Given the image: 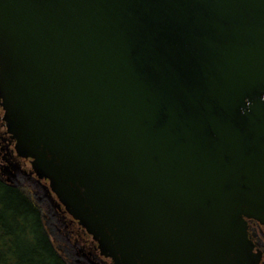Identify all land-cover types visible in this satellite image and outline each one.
I'll return each mask as SVG.
<instances>
[{"label": "water", "instance_id": "obj_1", "mask_svg": "<svg viewBox=\"0 0 264 264\" xmlns=\"http://www.w3.org/2000/svg\"><path fill=\"white\" fill-rule=\"evenodd\" d=\"M0 107L111 264H259L264 0H0Z\"/></svg>", "mask_w": 264, "mask_h": 264}, {"label": "trees", "instance_id": "obj_2", "mask_svg": "<svg viewBox=\"0 0 264 264\" xmlns=\"http://www.w3.org/2000/svg\"><path fill=\"white\" fill-rule=\"evenodd\" d=\"M0 264H71L51 239L27 187L0 176Z\"/></svg>", "mask_w": 264, "mask_h": 264}, {"label": "flooded vegetation", "instance_id": "obj_3", "mask_svg": "<svg viewBox=\"0 0 264 264\" xmlns=\"http://www.w3.org/2000/svg\"><path fill=\"white\" fill-rule=\"evenodd\" d=\"M1 121L3 120L0 117V123ZM4 126L5 124L3 121L2 127L0 126V166L7 165L9 163L19 164L20 169L17 171L14 184L22 187H26L25 184H30L34 185V187L38 189L43 188L41 184L43 182L47 184L48 181L43 180L38 182L34 175H30L32 172L31 166H29V163L26 160L17 157L14 150L15 141L11 138L10 134L6 132ZM20 180H22V182H19ZM44 193V197L39 199H50L46 192ZM51 203L52 207L51 205H48V203L46 204L48 212L52 211L54 218L56 217L62 224L67 241H73L75 246L81 247L78 251L81 252L82 257L86 258L88 261L89 259L95 261L94 263L89 261L90 264H111L110 259L100 255L96 242H94L86 231L64 211V208L54 204L52 201ZM246 233L254 251L261 254L259 264H264V226L253 219L246 218ZM81 264H87V261Z\"/></svg>", "mask_w": 264, "mask_h": 264}, {"label": "rangeland", "instance_id": "obj_4", "mask_svg": "<svg viewBox=\"0 0 264 264\" xmlns=\"http://www.w3.org/2000/svg\"><path fill=\"white\" fill-rule=\"evenodd\" d=\"M2 116H3V110L0 107V117L2 118ZM2 123H3V121H1V123H0L1 127H2ZM4 128H5V126H4ZM29 166H30V164H29ZM19 182H22V180H20ZM25 185L29 189L30 194L32 195L34 200L42 207L43 213H44V218L46 220L47 229L49 231L51 239L54 242V244L57 246L59 251L62 253L64 258L66 260H68V262L71 264H81V263H84L85 261H87V264H90L89 261L91 263H94L95 261H93L92 259H89V261H88V260H86V258L82 257L81 252L78 251L79 248H81L80 246H75L73 241H71V242L67 241L66 234H65V231L62 227V224L57 220L56 217L54 218L52 211L48 212V209H47L48 207L46 206V204L47 203H48V205L52 204L50 199H48V198H44L43 200L39 199V198L44 197V195H45L44 188L38 189V188L34 187V185H30V184H25ZM43 185H48V183L47 184L44 183ZM44 200H45V202H44ZM51 207H52V205H51ZM51 217H52V219H51Z\"/></svg>", "mask_w": 264, "mask_h": 264}]
</instances>
